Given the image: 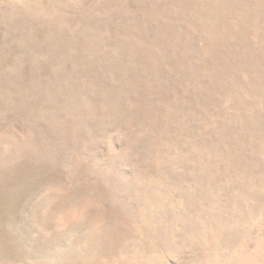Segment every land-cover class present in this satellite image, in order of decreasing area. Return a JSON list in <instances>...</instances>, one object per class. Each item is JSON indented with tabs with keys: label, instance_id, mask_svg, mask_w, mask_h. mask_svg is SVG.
<instances>
[{
	"label": "rangeland",
	"instance_id": "1",
	"mask_svg": "<svg viewBox=\"0 0 264 264\" xmlns=\"http://www.w3.org/2000/svg\"><path fill=\"white\" fill-rule=\"evenodd\" d=\"M0 264H264V0H0Z\"/></svg>",
	"mask_w": 264,
	"mask_h": 264
},
{
	"label": "clouds",
	"instance_id": "2",
	"mask_svg": "<svg viewBox=\"0 0 264 264\" xmlns=\"http://www.w3.org/2000/svg\"><path fill=\"white\" fill-rule=\"evenodd\" d=\"M105 211V202L99 193L95 189H87L79 200L72 204L69 214L74 220L93 219L103 221ZM93 212L97 215L93 216Z\"/></svg>",
	"mask_w": 264,
	"mask_h": 264
}]
</instances>
